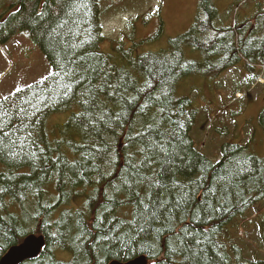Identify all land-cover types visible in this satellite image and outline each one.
I'll return each mask as SVG.
<instances>
[{
  "label": "trees",
  "instance_id": "obj_1",
  "mask_svg": "<svg viewBox=\"0 0 264 264\" xmlns=\"http://www.w3.org/2000/svg\"><path fill=\"white\" fill-rule=\"evenodd\" d=\"M243 1L221 24V0H199L166 49L134 56L104 38L100 0L10 8L0 46L27 32L53 71L0 102V260L36 236L45 247L22 264H264L247 249L251 238L264 251V157L225 144L215 163L192 137L201 110L224 116L264 92V10L242 18ZM202 71L218 101L179 95Z\"/></svg>",
  "mask_w": 264,
  "mask_h": 264
},
{
  "label": "rangeland",
  "instance_id": "obj_2",
  "mask_svg": "<svg viewBox=\"0 0 264 264\" xmlns=\"http://www.w3.org/2000/svg\"><path fill=\"white\" fill-rule=\"evenodd\" d=\"M116 1L119 2L116 3ZM237 1L221 0V4L217 7L219 9L223 6V9L218 22L221 24L227 23L229 20L231 22L234 14L233 9L236 6L232 5ZM19 2L20 0H0V18ZM245 2L247 3L242 6L241 10L242 18L248 12H250L249 17H252L264 10V0H245ZM100 5L104 13L102 18L104 38L107 41L112 40L118 43L120 52H125L132 44L138 46L139 49L136 53H128L132 56H134L133 54L154 53L166 49L172 38L191 27L193 15L199 12V0H100ZM231 7L232 14L229 13ZM153 34L157 35L154 42L142 44V41L149 39V36ZM198 57L197 61L200 62V58L203 57L199 53ZM216 59L217 57H212V60ZM51 72L52 68L39 46L27 32H20L9 44L0 48V99L11 91H17L41 80ZM202 74L210 76V78L203 77ZM211 75L210 72L202 71L200 75L185 79L181 82L179 95L189 96L184 94H190L193 99H197L196 88L199 87L203 91L202 95L209 100L212 91L208 82H215V76ZM233 76H235L234 82L238 80L241 82L240 79L244 80L249 77L246 71L245 73L236 71ZM260 82L264 83L263 80ZM259 88L261 91L258 94L255 89L253 90L252 99L246 100L247 97L244 95H237L236 99L240 98L242 102L236 103L237 106L233 111L228 110L224 116L214 117L216 125L219 124L220 118L225 121L219 126L212 124L208 110L205 114L203 110L199 112L200 116H204L201 121L197 122L193 130V139L198 144V148L204 149L211 160L221 159V147L223 142L228 141L248 145L255 155L264 157V135L258 130L262 128L259 125V115L264 107V92H262L261 85ZM257 97L258 100L255 99ZM212 99L216 98L212 97ZM227 106L218 104L214 108L223 112ZM205 107L209 109V106ZM232 112H236L234 116L238 119L233 118ZM251 117L252 119H250ZM253 126L257 127V130ZM1 164L0 170L3 168ZM257 232L258 234L261 232L259 228ZM259 239H262V235H259ZM247 249L256 251V256L260 255L261 258H264V251L254 239L247 240Z\"/></svg>",
  "mask_w": 264,
  "mask_h": 264
},
{
  "label": "water",
  "instance_id": "obj_3",
  "mask_svg": "<svg viewBox=\"0 0 264 264\" xmlns=\"http://www.w3.org/2000/svg\"><path fill=\"white\" fill-rule=\"evenodd\" d=\"M45 246V241L34 237L27 238L18 247L12 248L0 261V264H22L25 261L38 257ZM119 264V263H113ZM127 264H148L145 257H141Z\"/></svg>",
  "mask_w": 264,
  "mask_h": 264
},
{
  "label": "snow or ice",
  "instance_id": "obj_4",
  "mask_svg": "<svg viewBox=\"0 0 264 264\" xmlns=\"http://www.w3.org/2000/svg\"><path fill=\"white\" fill-rule=\"evenodd\" d=\"M159 151L162 152V153L167 151V149H166V147L164 146L163 143L159 144Z\"/></svg>",
  "mask_w": 264,
  "mask_h": 264
}]
</instances>
